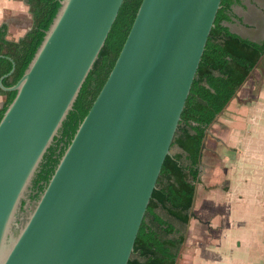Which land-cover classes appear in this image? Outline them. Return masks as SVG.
<instances>
[{"label":"water","instance_id":"obj_1","mask_svg":"<svg viewBox=\"0 0 264 264\" xmlns=\"http://www.w3.org/2000/svg\"><path fill=\"white\" fill-rule=\"evenodd\" d=\"M122 1L60 0L20 78L0 77L15 91L0 118V264H127L220 0L140 1L45 188L16 216Z\"/></svg>","mask_w":264,"mask_h":264},{"label":"trees","instance_id":"obj_2","mask_svg":"<svg viewBox=\"0 0 264 264\" xmlns=\"http://www.w3.org/2000/svg\"><path fill=\"white\" fill-rule=\"evenodd\" d=\"M30 14V27L16 41L6 38L0 24V77L4 87L16 83L38 48L60 0H21ZM141 0H123L110 30L77 96L53 136L33 174L16 216L33 205L45 188L77 126L104 83L128 33ZM237 0H220L180 119L146 206L127 264H175L191 216L199 155L209 125L224 109L263 54V42H252L231 32ZM13 64V69L9 73ZM15 91L0 89V118ZM26 200L27 205H26Z\"/></svg>","mask_w":264,"mask_h":264},{"label":"crops","instance_id":"obj_3","mask_svg":"<svg viewBox=\"0 0 264 264\" xmlns=\"http://www.w3.org/2000/svg\"><path fill=\"white\" fill-rule=\"evenodd\" d=\"M231 11L228 29L264 44V0H237ZM27 12L21 0H0L8 40L29 29ZM175 264H264V51L206 130Z\"/></svg>","mask_w":264,"mask_h":264},{"label":"rangeland","instance_id":"obj_4","mask_svg":"<svg viewBox=\"0 0 264 264\" xmlns=\"http://www.w3.org/2000/svg\"><path fill=\"white\" fill-rule=\"evenodd\" d=\"M27 7V6H26ZM27 10H28V8H27ZM28 13V12H27ZM28 15H29V18H30V14L28 13ZM30 22H31V19H30Z\"/></svg>","mask_w":264,"mask_h":264}]
</instances>
